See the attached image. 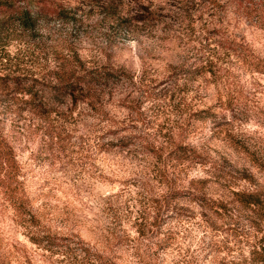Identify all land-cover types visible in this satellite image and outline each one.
Listing matches in <instances>:
<instances>
[{
    "label": "rangeland",
    "instance_id": "1",
    "mask_svg": "<svg viewBox=\"0 0 264 264\" xmlns=\"http://www.w3.org/2000/svg\"><path fill=\"white\" fill-rule=\"evenodd\" d=\"M27 1L36 30L0 45L19 173L0 174V264H256L264 205L239 200L264 202V0ZM74 54L120 73L97 108L49 94ZM29 85L51 116L22 103ZM39 228L62 246L30 242Z\"/></svg>",
    "mask_w": 264,
    "mask_h": 264
},
{
    "label": "trees",
    "instance_id": "2",
    "mask_svg": "<svg viewBox=\"0 0 264 264\" xmlns=\"http://www.w3.org/2000/svg\"><path fill=\"white\" fill-rule=\"evenodd\" d=\"M38 8H40L38 6ZM36 7L33 8L27 0H0V45L4 40L11 36V31L15 25L21 32L28 34L35 31L37 28V18L35 17ZM60 14V13H59ZM15 31V30H13ZM31 50V48H29ZM29 50V51H30ZM27 53V52H25ZM23 56H26L23 54ZM73 68L67 70L61 67L55 73V85H52L49 90V94L53 99L58 100L57 105L62 106L66 100H70L73 104L77 105L79 103H87L88 105L97 108V103L94 102V98L97 97L98 93L103 90L105 85L110 81L116 80L121 77L120 73H114L110 71H93L85 67L83 61L77 54L73 56ZM4 60L6 62H12L10 55L7 53V49L3 46L0 47V66L3 65ZM14 60L17 62L19 58L15 57ZM76 66V67H75ZM4 72L6 71L3 69ZM6 77V75H4ZM35 85H29L27 89L18 91L24 97L30 96L27 100H22L23 104L27 105L28 110H33L39 114H44V116H51L55 111L56 106L44 102L42 99L38 101V96L36 97L32 90ZM11 106L19 107L20 102L5 104V107ZM3 106L0 105V108ZM54 108V109H53ZM18 109H15L16 112ZM26 110V109H25ZM42 116V115H41ZM17 162L13 153V147H11L3 137L2 129L0 127V174L3 175L5 179L11 180L10 186L12 187L17 181L19 173L17 169ZM245 200L240 203L245 204L249 208L259 209L264 202L261 197L256 193H250L245 195ZM19 206H15L16 211L22 210ZM24 219L29 217V228H36L40 226V221L37 217L32 214V211L27 207L23 208ZM30 242L33 244L43 246L46 250H55L62 246L61 242L63 239L53 235L49 230H43L39 228L36 233H31L29 236ZM88 254H91L90 250L85 249ZM254 255L258 256L256 264H264V244L257 246L254 249ZM96 258H102L101 255H96Z\"/></svg>",
    "mask_w": 264,
    "mask_h": 264
}]
</instances>
